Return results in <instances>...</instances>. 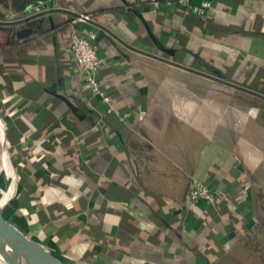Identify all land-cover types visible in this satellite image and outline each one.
I'll return each mask as SVG.
<instances>
[{"label": "crops", "instance_id": "crops-1", "mask_svg": "<svg viewBox=\"0 0 264 264\" xmlns=\"http://www.w3.org/2000/svg\"><path fill=\"white\" fill-rule=\"evenodd\" d=\"M167 1L0 4L1 210L63 264H263L264 0H208L204 18ZM72 27L97 34L108 101Z\"/></svg>", "mask_w": 264, "mask_h": 264}, {"label": "built area", "instance_id": "built-area-1", "mask_svg": "<svg viewBox=\"0 0 264 264\" xmlns=\"http://www.w3.org/2000/svg\"><path fill=\"white\" fill-rule=\"evenodd\" d=\"M175 2L184 10L191 12L201 18H204L210 9L211 3L208 0H202L197 4L191 3L190 0H168L167 3ZM159 2L153 1V7H157ZM89 20L87 14H76L71 19V24ZM96 32L94 28L79 30L72 27L68 48L71 52L72 59L76 69L83 75L85 83L89 86L94 94H99L105 101L110 99L109 95L99 88L97 80V71L102 63L101 56L97 53ZM187 198L195 203L198 200H204L208 205H214L217 192L206 182L191 178L186 192Z\"/></svg>", "mask_w": 264, "mask_h": 264}, {"label": "water", "instance_id": "water-1", "mask_svg": "<svg viewBox=\"0 0 264 264\" xmlns=\"http://www.w3.org/2000/svg\"><path fill=\"white\" fill-rule=\"evenodd\" d=\"M0 254L7 264H63L56 255L7 221L1 206Z\"/></svg>", "mask_w": 264, "mask_h": 264}, {"label": "rangeland", "instance_id": "rangeland-1", "mask_svg": "<svg viewBox=\"0 0 264 264\" xmlns=\"http://www.w3.org/2000/svg\"><path fill=\"white\" fill-rule=\"evenodd\" d=\"M263 175V173H262ZM259 183H264V176H262L259 180ZM257 195H258V218H257V228L259 229V232L256 235V241H263L264 242V187H258L257 188ZM262 194V196L260 195ZM255 239V238H254ZM255 242V241H254ZM259 242V243H261ZM262 242V243H263ZM264 244V243H263ZM262 248V247H261ZM258 249V251L261 254V258L263 260V264H264V255H263V251L262 249Z\"/></svg>", "mask_w": 264, "mask_h": 264}, {"label": "trees", "instance_id": "trees-1", "mask_svg": "<svg viewBox=\"0 0 264 264\" xmlns=\"http://www.w3.org/2000/svg\"><path fill=\"white\" fill-rule=\"evenodd\" d=\"M39 0H0V4L9 3L15 10H20L25 8L27 5L37 2ZM262 196V194H260ZM258 196V195H257Z\"/></svg>", "mask_w": 264, "mask_h": 264}, {"label": "bare ground", "instance_id": "bare-ground-1", "mask_svg": "<svg viewBox=\"0 0 264 264\" xmlns=\"http://www.w3.org/2000/svg\"><path fill=\"white\" fill-rule=\"evenodd\" d=\"M10 165V164H9ZM5 170V169H4ZM7 170V169H6ZM9 174V171H8ZM7 176V175H6ZM13 176V175H12ZM13 184V183H12ZM12 187V185H11ZM7 192V191H6ZM11 195V194H10ZM8 196V193H6L5 195H3V197L0 199V206L1 204L4 202L3 200ZM0 264H7L6 261L2 258L1 254H0Z\"/></svg>", "mask_w": 264, "mask_h": 264}]
</instances>
